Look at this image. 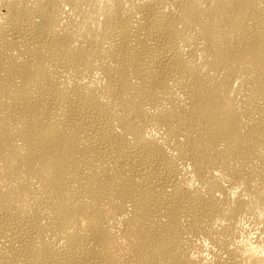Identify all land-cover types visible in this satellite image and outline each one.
Returning <instances> with one entry per match:
<instances>
[{"label":"bare ground","instance_id":"obj_1","mask_svg":"<svg viewBox=\"0 0 264 264\" xmlns=\"http://www.w3.org/2000/svg\"><path fill=\"white\" fill-rule=\"evenodd\" d=\"M0 264H264V0H0Z\"/></svg>","mask_w":264,"mask_h":264}]
</instances>
